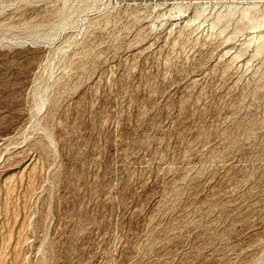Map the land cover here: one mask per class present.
<instances>
[{
  "label": "rangeland",
  "instance_id": "374dc122",
  "mask_svg": "<svg viewBox=\"0 0 264 264\" xmlns=\"http://www.w3.org/2000/svg\"><path fill=\"white\" fill-rule=\"evenodd\" d=\"M0 264H264V0H0Z\"/></svg>",
  "mask_w": 264,
  "mask_h": 264
}]
</instances>
